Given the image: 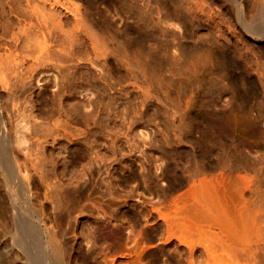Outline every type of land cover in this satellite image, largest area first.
Masks as SVG:
<instances>
[{
    "label": "rangeland",
    "instance_id": "1",
    "mask_svg": "<svg viewBox=\"0 0 264 264\" xmlns=\"http://www.w3.org/2000/svg\"><path fill=\"white\" fill-rule=\"evenodd\" d=\"M74 1L109 59L62 85L46 72L12 117L22 131L61 122L83 137L27 162L30 201L60 233L66 264H242V244L264 264V37L240 22L258 2ZM203 176L213 201L190 188Z\"/></svg>",
    "mask_w": 264,
    "mask_h": 264
},
{
    "label": "bare ground",
    "instance_id": "2",
    "mask_svg": "<svg viewBox=\"0 0 264 264\" xmlns=\"http://www.w3.org/2000/svg\"><path fill=\"white\" fill-rule=\"evenodd\" d=\"M256 1L255 14L249 20L242 16L240 22L246 32L263 38L264 0ZM74 2L0 0V169L5 176L4 187L13 209L11 225L0 224V264H66L60 233L41 218L30 201L27 162H40L49 157L50 144L55 147L83 137L79 136L81 132L73 128L69 130L61 122L44 125L41 121H34L28 131H22L13 125L12 117L24 100H31L36 95L31 90L34 88L32 83L36 79L46 81V72H57L62 85L75 72L71 69L88 63V69L95 66L101 70L102 61L109 59L110 52L105 43L96 37L95 31H89L91 26L86 25L85 19L91 20L94 26L97 20L90 12L84 16L79 3ZM94 2L87 0V8L95 7ZM60 9L72 18L64 16L65 13L61 15ZM110 24L108 19L107 26ZM86 38L89 43L85 42ZM84 42L88 44L85 48ZM129 65V60L125 61L128 73ZM60 126H63L62 130ZM207 179L203 176L193 180L190 188L200 199L213 201L218 194L213 181ZM208 184L210 188L206 187ZM177 203L174 199L175 208L179 207ZM157 213L169 229L178 226L176 222H169L161 211L157 210ZM138 235L139 232L135 237ZM6 237L10 239L9 244ZM255 249L256 246L242 244V264H256Z\"/></svg>",
    "mask_w": 264,
    "mask_h": 264
}]
</instances>
